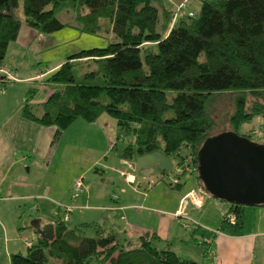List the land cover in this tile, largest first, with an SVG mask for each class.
<instances>
[{
  "label": "trees",
  "instance_id": "obj_1",
  "mask_svg": "<svg viewBox=\"0 0 264 264\" xmlns=\"http://www.w3.org/2000/svg\"><path fill=\"white\" fill-rule=\"evenodd\" d=\"M197 1L199 14L190 17L166 8L163 0H23L20 21L18 0H0V67L22 24L52 34L68 26L56 17L65 10L73 12L82 34L114 39L68 56L43 82L55 91L41 105V114L28 103L34 94L29 90L23 118L60 132L66 123L80 119L91 124L106 114L116 122V140L126 143L123 159L133 162L161 152L180 159L174 170L191 167L196 174L197 154L206 140L223 132L249 140L252 131L240 135L237 130L254 118L264 121V0ZM9 80L0 74V93ZM224 94L233 107L230 129L215 133L208 108ZM254 209L229 204L218 232L245 235ZM88 229L93 236H86ZM158 241L155 234H146L134 245L97 224L70 228L58 217L52 240L37 234L25 253L10 256V263L213 264L206 252L201 263L184 260L171 242L159 249Z\"/></svg>",
  "mask_w": 264,
  "mask_h": 264
},
{
  "label": "rangeland",
  "instance_id": "obj_2",
  "mask_svg": "<svg viewBox=\"0 0 264 264\" xmlns=\"http://www.w3.org/2000/svg\"><path fill=\"white\" fill-rule=\"evenodd\" d=\"M18 2L17 17L23 21V0H18ZM183 6L184 10L180 12L178 10L179 5L172 6L170 4L172 11L178 12V14L184 11L185 14H199L200 3L197 0H187L183 2ZM56 17L68 26L48 35L39 34L22 24L18 38L10 44L4 60L5 71L11 73V69L14 70L12 82L7 87L15 86L17 90L22 89L25 93L31 89L35 90L32 97L29 98L33 104L46 102L55 88L51 84L46 85L34 79L28 83L20 84L21 80L30 75L38 76V72L52 67L58 62H64L68 56L81 50L102 48L108 44V41L114 40L112 37L105 39L82 34L78 30L74 14L70 10L57 13ZM173 96L175 93L168 96L169 100ZM232 112L231 97L228 94L217 97L210 102L208 114L216 125L215 133L230 129L228 118ZM107 122L109 127L106 126ZM77 123L84 126L74 124L75 126L69 130L65 129L64 132L66 133L64 143L70 149V157L67 163L68 167L70 164L71 196H67V202L60 204L63 209L60 213H57L58 204L49 206V210L43 217V221L47 223L44 225H52L59 216L72 228L84 222V219H81V217L84 218L82 209L92 210L95 206L106 207L103 205L105 202L106 204L118 205V203L122 204L125 201V204L136 206L135 209L142 205L141 207L145 208L146 212L133 210V218L129 222L130 227L121 218L124 212H117L113 218H110V214L106 213V210H99L96 213V219H89L90 216L86 218L89 222L97 221L107 232L112 231L125 240L136 238L138 229L147 228L150 232H155L160 238V241L155 242L159 249L164 248L166 241H172V250L179 258L201 263L202 258H198L199 253H201V243L197 245V243L190 242L189 232L196 225L216 229L229 204L206 194L200 209L190 206L196 215L194 221L196 225L192 224L185 229L182 224L183 221L173 211L180 207L182 196L198 184L196 171L187 167L185 170L176 169L165 174H156L152 171L133 172L130 170L128 162L121 157L126 143L116 140L117 126L113 118L104 114L97 124H87L80 119L77 120ZM85 125L86 128H84ZM247 131L253 132L249 139L252 144L264 145V121L262 118H254L252 121L241 125L237 130L240 135ZM128 141L131 142L132 139H128ZM110 142L112 143L110 144ZM180 153L185 156L188 152L183 148ZM98 158L100 161L97 165L90 167ZM176 161L179 162L180 159H175L174 165ZM61 171L63 170L61 169ZM128 173L133 174L137 180L125 185L123 180ZM63 175L59 173L56 176V180L59 182L57 187L60 191L63 190L68 179L63 180ZM174 179L180 183L179 189L170 187L175 184ZM76 180L82 181V189L73 198L72 188ZM123 188L126 192L125 195L121 194ZM89 195H91L89 203L85 202V205L89 204V206L85 207L84 205L82 208L76 203V198H84L87 201ZM112 196L120 198V201L113 200ZM143 199L146 200V203H143ZM65 210L69 212L65 214ZM92 214V212H87V215ZM38 220L34 202L11 200L0 202V264H11L10 256L12 254L26 252L27 243H33L36 238L37 232L34 222ZM125 231L126 234L122 235ZM140 233L143 234V231ZM86 236H93V231L88 229Z\"/></svg>",
  "mask_w": 264,
  "mask_h": 264
},
{
  "label": "crops",
  "instance_id": "obj_3",
  "mask_svg": "<svg viewBox=\"0 0 264 264\" xmlns=\"http://www.w3.org/2000/svg\"><path fill=\"white\" fill-rule=\"evenodd\" d=\"M186 1L187 0H166L165 2V0H163L166 8H169L171 11L170 4L172 6L183 5V2ZM177 17L178 15L175 18ZM62 63L63 62H58L54 66L38 72V76H27L21 80L20 84L28 83L33 79L43 83L48 75L57 70ZM3 68L6 70L4 65ZM11 70L12 72L14 71L13 69ZM8 82L11 83L12 81L9 80ZM17 91L18 94H16ZM19 91L22 92L19 93ZM27 95L28 92L25 93L22 89L17 90L15 86L7 87L0 93V202L7 200L34 202V208L39 217V226H43L47 224L43 221V217H45L44 215L49 210V206L58 204L57 213H60L62 210L59 209V205L67 202V196H71L72 184L69 181L70 164L68 167L67 163L70 157V149L68 145L64 143L66 136V133H64L65 129H71L75 126L74 124H78L81 127L84 125H80L81 123H77L76 120L72 123L64 124L63 128L60 129L61 131L58 132L56 127H43L37 123L24 119L22 112ZM28 103L34 107V111L37 114H41V105L43 103L33 104L30 101ZM100 119L101 116L96 122L91 124H97ZM106 126H110L108 122ZM84 128H86V125ZM111 143L112 142H110V144ZM98 161H100V158L94 161L90 167L97 165ZM171 161L173 162L174 160ZM127 162L130 163L131 161ZM175 166L176 165H174V168ZM60 167L63 171H61ZM59 173L64 174L62 176L63 180L68 178L62 191L57 187L59 182L56 180V176ZM136 180L137 178L133 174L128 173L123 182L126 185ZM178 185H180L179 182ZM178 185L174 188L179 189L180 186ZM173 186L174 185H171L170 187L173 188ZM196 187H198V184L192 189ZM122 192L121 194H126L124 188ZM186 196L187 194L182 196L180 207L173 211V213L175 215L178 214L177 217L183 221L182 224L185 229L192 224L196 225L194 223L196 215L190 209V205L184 206ZM90 198L91 195H89L87 201L80 197L75 200L77 201L76 203L83 208L85 202L89 203ZM116 201L119 202L120 198ZM143 203H146V200L143 199ZM103 205L106 207L95 206L92 210L82 209L84 218L81 217V219H84L83 223L99 225L105 233L113 232H107L97 221L92 220L89 222L87 218L90 216L89 219H96V213L99 210H106V213L110 214V218H113L117 212H124L121 218H123L127 226L130 227L129 222H131L133 218V210L146 212L145 208L141 207L142 205L139 206L140 208L138 207V209H135L136 206L125 204V201L122 202V204L118 203V205L106 204V202ZM86 206H89V204H86L85 207ZM50 211L52 212V210ZM87 212H92L93 214L87 215ZM251 214L253 221L252 226L243 236L232 237L219 233L218 227L221 221L216 229L196 225L189 234L190 242L197 243V245L201 243V253H199L198 258H202L203 260V253L206 252L207 257L211 259L213 264H264V207L259 209L255 208L251 211ZM58 217L59 216H57V218ZM140 229L142 230L138 229L136 232V238H127L128 240H125L118 237L125 242H132L134 245L138 243V239L143 235L155 234L158 237L155 232H150L147 228ZM140 231H143V234H141ZM124 234H126V231L122 233V235ZM169 242H171V244L173 243L172 241ZM185 244H187L186 241Z\"/></svg>",
  "mask_w": 264,
  "mask_h": 264
},
{
  "label": "water",
  "instance_id": "obj_4",
  "mask_svg": "<svg viewBox=\"0 0 264 264\" xmlns=\"http://www.w3.org/2000/svg\"><path fill=\"white\" fill-rule=\"evenodd\" d=\"M132 171L171 173L173 162L161 152L138 156L128 163ZM197 175L207 194L235 206L264 207V145H254L232 132L205 141L197 154ZM39 236L53 238V225L39 226Z\"/></svg>",
  "mask_w": 264,
  "mask_h": 264
},
{
  "label": "built area",
  "instance_id": "obj_5",
  "mask_svg": "<svg viewBox=\"0 0 264 264\" xmlns=\"http://www.w3.org/2000/svg\"><path fill=\"white\" fill-rule=\"evenodd\" d=\"M179 7L180 8H178V10L180 12H182L184 10V6L179 5ZM184 12L181 14H185ZM187 15L191 17L193 15V13H187ZM0 74L6 76L10 80L13 78V74L5 71L3 67H0ZM174 182H177V180L175 179ZM81 189H82V181L76 180L74 182L73 188H72L73 198H75L81 192ZM206 194H207L206 191L201 187H197L195 189H192L191 191H189L187 193V196H186L185 201H184V206L190 205L196 209H200L203 206V200H204V197L206 196ZM112 199L116 201L118 198L116 196H112ZM234 219L235 218L233 215L228 216V220L230 222H233ZM29 246H31L30 242L27 243V247H29Z\"/></svg>",
  "mask_w": 264,
  "mask_h": 264
}]
</instances>
